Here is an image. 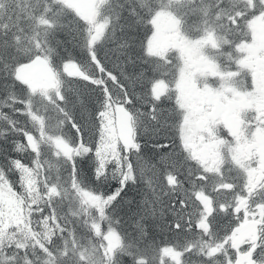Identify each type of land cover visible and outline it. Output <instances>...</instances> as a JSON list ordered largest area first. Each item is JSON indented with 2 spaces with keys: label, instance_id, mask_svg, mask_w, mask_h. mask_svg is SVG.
<instances>
[{
  "label": "snow or ice",
  "instance_id": "6c2138e0",
  "mask_svg": "<svg viewBox=\"0 0 264 264\" xmlns=\"http://www.w3.org/2000/svg\"><path fill=\"white\" fill-rule=\"evenodd\" d=\"M0 264H264V0H0Z\"/></svg>",
  "mask_w": 264,
  "mask_h": 264
}]
</instances>
